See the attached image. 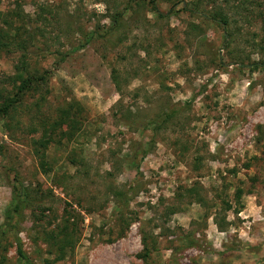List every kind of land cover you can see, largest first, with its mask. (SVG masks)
Returning <instances> with one entry per match:
<instances>
[{
	"label": "rangeland",
	"instance_id": "obj_1",
	"mask_svg": "<svg viewBox=\"0 0 264 264\" xmlns=\"http://www.w3.org/2000/svg\"><path fill=\"white\" fill-rule=\"evenodd\" d=\"M151 1L0 0V96L16 66L47 72L0 117V224L18 181L35 264H264V0ZM73 100L79 132L49 136L39 120Z\"/></svg>",
	"mask_w": 264,
	"mask_h": 264
},
{
	"label": "trees",
	"instance_id": "obj_2",
	"mask_svg": "<svg viewBox=\"0 0 264 264\" xmlns=\"http://www.w3.org/2000/svg\"><path fill=\"white\" fill-rule=\"evenodd\" d=\"M152 0V5L155 9V12L158 13L156 5ZM118 19L115 18L113 23L118 24ZM216 21V17L213 18ZM219 24L226 25L227 20L224 18L219 19ZM4 24L7 22L4 20ZM94 33L89 36L91 38ZM9 37L7 31L0 32V49L6 48L8 44L3 43L4 39ZM25 72V75H23ZM47 72L40 76H34L31 73L27 72L24 68V65L16 66V74L12 79V93L8 96L2 98L0 96V117L4 120V125L7 120L13 119V113L18 106H21L23 100L27 94L36 92L42 84H46ZM14 80V81H13ZM37 103V102H36ZM35 103V104H36ZM82 114V108L80 104L76 101H71L67 105L57 110L54 120L50 122H45L44 120H39V126L42 130H45L49 136H52L54 132L59 131L62 136H65L68 140H71L80 130V118ZM173 115L172 112L164 114L165 119L171 118ZM164 121L158 124L155 119L151 122L153 126V131H157L160 126H163ZM41 169L44 173L48 172L49 168L44 163H41ZM189 194L194 193V189L187 190ZM241 197L240 190L235 191V198L239 205V200ZM125 207L128 206V199L123 198ZM197 201H200L197 199ZM31 204V192L28 191L20 182L17 181V184L12 185L11 187V199L9 205L5 208L3 213V221L0 224V264L5 261V254L8 251V247L13 245L15 247V252L17 258L19 259L20 264H35L27 255L23 249V244L19 237L21 223L25 220V214L28 209H30ZM226 209H231L230 205L226 206ZM45 209H41L39 213L43 214ZM173 213L170 211V214ZM33 217H36L35 214H32ZM65 218L62 220V227L57 229L55 232L48 234L46 237L47 242H51L50 245L56 246L57 251L60 255L64 254V249L67 245H72V241L69 239L68 230H73L77 228L78 222L70 223L72 217L68 211L65 213ZM38 220V219H37ZM217 229L220 231L223 230L225 222H216ZM47 235V234H46ZM48 238V239H47ZM153 249V248H152ZM152 249L145 248L144 252L138 256L139 259L143 261V264H148V257ZM45 264H49L45 262Z\"/></svg>",
	"mask_w": 264,
	"mask_h": 264
}]
</instances>
